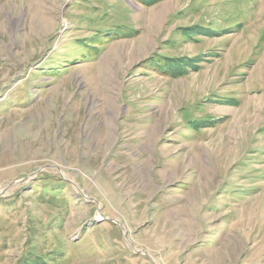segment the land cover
Here are the masks:
<instances>
[{
    "label": "rangeland",
    "instance_id": "obj_1",
    "mask_svg": "<svg viewBox=\"0 0 264 264\" xmlns=\"http://www.w3.org/2000/svg\"><path fill=\"white\" fill-rule=\"evenodd\" d=\"M0 264H264V0H0Z\"/></svg>",
    "mask_w": 264,
    "mask_h": 264
}]
</instances>
